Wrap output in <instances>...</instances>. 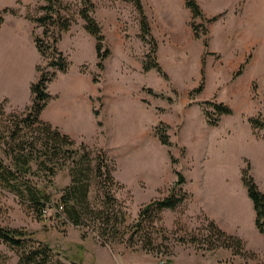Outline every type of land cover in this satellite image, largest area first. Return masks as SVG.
<instances>
[{
	"label": "rangeland",
	"instance_id": "rangeland-1",
	"mask_svg": "<svg viewBox=\"0 0 264 264\" xmlns=\"http://www.w3.org/2000/svg\"><path fill=\"white\" fill-rule=\"evenodd\" d=\"M60 1L57 9L70 23L56 44L69 65L66 73L51 67V55L42 56L34 46V36L42 37L43 31L35 19L45 14L47 2L0 0V11H12L3 14L0 26V103L5 112L25 111L32 84L47 75L50 99L43 111L49 122L40 118L76 146L84 144L110 160L117 183L113 194L127 212L126 224H116L120 232L154 200L174 196L183 201L174 210L164 209L161 221L139 231L129 245L104 247L95 232L67 222L59 207L70 184L69 162L60 158L47 163L56 169L53 176L41 172L32 178L50 197L42 212L0 188V226L27 230L66 264H264V234L255 227L241 174L249 163L264 191V130L253 131L247 121L264 117V0H196L203 16L195 18L184 0H141L163 74L143 70L150 44L141 39L134 0H89L103 50L110 52L102 68L96 41L79 14L84 0ZM47 25L45 44L55 31L53 22ZM207 101L224 103L232 114L210 125ZM157 129L168 135L169 145L160 142ZM106 187L92 185L94 209L101 207ZM206 213L226 223L235 232L226 235L240 239L242 246L210 230L214 221ZM217 237L231 248L216 242L209 250L205 242ZM0 255V264L17 261L1 243Z\"/></svg>",
	"mask_w": 264,
	"mask_h": 264
},
{
	"label": "trees",
	"instance_id": "trees-1",
	"mask_svg": "<svg viewBox=\"0 0 264 264\" xmlns=\"http://www.w3.org/2000/svg\"><path fill=\"white\" fill-rule=\"evenodd\" d=\"M47 5L43 7L45 14L37 19L42 28V37H48L47 22H53L54 33L51 43H44L42 37L34 36V46L42 55H51L50 66L62 73L68 71V64L56 47L62 34L69 31L70 23L63 19L57 9L61 6L60 0H45ZM192 16L202 17L203 13L196 0H184ZM84 6L79 14L85 22V30L94 37L96 55L100 60L98 66L103 67L102 61L110 54L109 50H103V36L101 28L91 15L93 4L89 0L83 1ZM135 7L140 15L141 39L150 44L149 53L143 61V70L148 72L155 69L163 74L161 66L156 62V43L151 34L150 25L145 16L141 0H134ZM12 12L9 8L0 11V26L4 22L3 14ZM214 19V18H213ZM211 19V20H213ZM194 37L198 34L194 32ZM49 52V53H48ZM243 66L237 72L240 75ZM54 77V75H52ZM45 73L39 77L38 81L31 86V105L21 113H6L0 103V188L7 190L22 201L29 202L34 207H39L42 212L46 203L50 201L49 194L43 186L34 185L33 176L41 172L49 176L55 174L54 167H48L47 163L55 164L60 158L69 162L70 184L63 189L59 202L62 213L67 222L73 226H82L95 232L96 237L104 247H110L113 243L130 244L133 236L144 231L148 225H154L156 221H161V212L164 209L174 210L181 203L182 199L169 196L163 200H154L142 207L137 215V219L126 225V232H120L116 224L125 225L127 212L122 209L121 204L114 196L113 187L117 184L113 175L110 160L103 154H93L84 144L79 146L66 134L60 132L50 123L41 120L40 115L47 107L50 95L45 92V83L48 81ZM199 87L197 90H201ZM264 98V97H263ZM212 108L211 113H206L208 123L216 126L222 116L232 114V110L224 103L207 101L203 103ZM253 131L264 130V117L261 115L249 117L247 119ZM156 134L163 145H169V137L164 131L156 130ZM3 157L9 160L5 163ZM242 183L246 188L247 195L252 202L255 212V227L259 233L264 234V191H261L250 173V166L241 171ZM103 182V183H102ZM178 185L183 183L180 176ZM106 185V190H102V199L99 200L101 207L94 209L89 199L92 185ZM117 207V209H115ZM210 230H214L218 237L224 240H231L241 247V240L226 235L224 231L209 223ZM129 234V237L126 235ZM217 237L215 241H206L208 249H214L217 244L231 248L227 241H220ZM0 243L12 250L17 256L15 264H66V262L54 253V250L46 243L39 241L34 235L23 228H9L0 226ZM1 257V255H0ZM3 259V257H2Z\"/></svg>",
	"mask_w": 264,
	"mask_h": 264
},
{
	"label": "crops",
	"instance_id": "crops-1",
	"mask_svg": "<svg viewBox=\"0 0 264 264\" xmlns=\"http://www.w3.org/2000/svg\"><path fill=\"white\" fill-rule=\"evenodd\" d=\"M118 92H119V88H118L117 90L114 91V94H116V95L118 96V95H119ZM41 117H42L44 120L48 121V120L44 117V111L42 112ZM48 122H49V121H48ZM51 124H52V123H51ZM53 125H54V124H53ZM55 126H56V125H55ZM206 214L208 215V213H206ZM208 217H209L210 219H212V220L216 223V225H217L222 231L227 232V233H235V232H233L232 230H230L229 226H228L226 223H224L223 221L218 220L215 216H213V214H212V215L209 214Z\"/></svg>",
	"mask_w": 264,
	"mask_h": 264
}]
</instances>
